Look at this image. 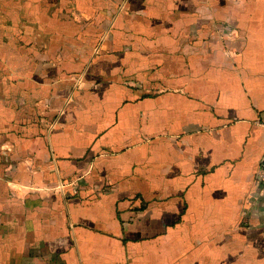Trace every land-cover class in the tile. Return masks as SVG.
<instances>
[{
    "label": "crops",
    "instance_id": "0c3cea01",
    "mask_svg": "<svg viewBox=\"0 0 264 264\" xmlns=\"http://www.w3.org/2000/svg\"><path fill=\"white\" fill-rule=\"evenodd\" d=\"M264 0H0V264H264Z\"/></svg>",
    "mask_w": 264,
    "mask_h": 264
},
{
    "label": "built area",
    "instance_id": "2783aa9c",
    "mask_svg": "<svg viewBox=\"0 0 264 264\" xmlns=\"http://www.w3.org/2000/svg\"><path fill=\"white\" fill-rule=\"evenodd\" d=\"M256 182L260 195H264V156L256 172Z\"/></svg>",
    "mask_w": 264,
    "mask_h": 264
}]
</instances>
